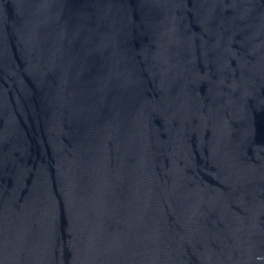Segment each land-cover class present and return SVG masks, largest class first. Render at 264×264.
I'll use <instances>...</instances> for the list:
<instances>
[{
    "label": "water",
    "instance_id": "obj_1",
    "mask_svg": "<svg viewBox=\"0 0 264 264\" xmlns=\"http://www.w3.org/2000/svg\"><path fill=\"white\" fill-rule=\"evenodd\" d=\"M0 264H264V0H0Z\"/></svg>",
    "mask_w": 264,
    "mask_h": 264
}]
</instances>
